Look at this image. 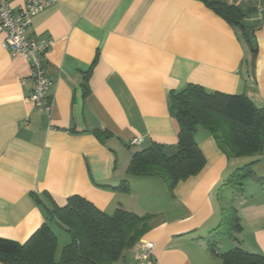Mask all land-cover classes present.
<instances>
[{"label": "crops", "instance_id": "crops-1", "mask_svg": "<svg viewBox=\"0 0 264 264\" xmlns=\"http://www.w3.org/2000/svg\"><path fill=\"white\" fill-rule=\"evenodd\" d=\"M51 1L26 30L37 41L51 40L44 55L52 82L49 116L30 100L29 62L4 47L0 29V237L25 242L47 221L46 208L79 195L108 215L118 206L153 215L141 237L154 243L152 257L140 261L136 243L112 264H221L207 240L221 220L223 199L232 196L241 230L217 239L215 251L240 246L264 255V182L246 178L240 192L223 186L255 158L253 174L264 177V150L228 158L198 126L205 164L172 191L160 177L126 172L135 151L177 142L171 90L194 83L244 93L264 108V0H229L257 9L255 61L239 29L203 0ZM133 137L143 140L129 146ZM123 180L128 192L111 188Z\"/></svg>", "mask_w": 264, "mask_h": 264}, {"label": "trees", "instance_id": "trees-1", "mask_svg": "<svg viewBox=\"0 0 264 264\" xmlns=\"http://www.w3.org/2000/svg\"><path fill=\"white\" fill-rule=\"evenodd\" d=\"M203 2L227 24L239 29L254 61L257 54L255 31L259 27L257 9L245 8L229 0ZM249 18L255 20L248 21ZM95 63L96 59L86 74L91 72ZM86 80L87 75L83 82L85 91ZM169 110L178 124L177 142L174 145L152 142L148 147L135 151L128 163L127 174L160 177L169 191L180 181L196 175L205 164V157L195 140L198 126L213 136L218 148L228 158L260 155L264 150V108H257L244 93L208 91L199 84L188 83L180 90L169 91ZM257 161L258 158H255L236 168L223 186L240 192L246 178L254 177L258 183H263L264 177L253 174L252 165ZM111 188L129 191L126 180ZM220 209L221 220L207 240L209 252L217 256L221 264H264V255L248 252L240 246L221 253L215 251L217 239L235 238V234L241 230L232 196L223 199ZM46 211L47 221L25 242L0 237L1 262L112 264L152 227L151 214L137 215L118 206L112 215H108L79 195L69 196L63 205L53 203ZM54 224L69 237L58 253Z\"/></svg>", "mask_w": 264, "mask_h": 264}, {"label": "built area", "instance_id": "built-area-1", "mask_svg": "<svg viewBox=\"0 0 264 264\" xmlns=\"http://www.w3.org/2000/svg\"><path fill=\"white\" fill-rule=\"evenodd\" d=\"M51 3V0H22L19 6L13 7L11 0H0V29L5 33L3 45L12 54H20L29 62L30 77L33 80L30 100L48 116L51 109V97L48 91L52 82L44 71V55L51 45V40L37 41L28 36L26 30L31 26L32 18ZM142 140V137H133L128 144L138 145ZM137 243L140 250L139 260L150 259L154 243L143 238Z\"/></svg>", "mask_w": 264, "mask_h": 264}, {"label": "rangeland", "instance_id": "rangeland-1", "mask_svg": "<svg viewBox=\"0 0 264 264\" xmlns=\"http://www.w3.org/2000/svg\"><path fill=\"white\" fill-rule=\"evenodd\" d=\"M256 57H257V54L254 58V61L256 60ZM55 234L57 236V249L59 250L61 246L63 245V243L69 240V237L63 229L57 228V227H55Z\"/></svg>", "mask_w": 264, "mask_h": 264}]
</instances>
